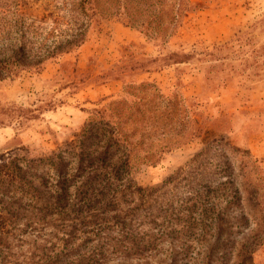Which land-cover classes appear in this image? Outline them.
Returning <instances> with one entry per match:
<instances>
[{
    "label": "rangeland",
    "instance_id": "obj_1",
    "mask_svg": "<svg viewBox=\"0 0 264 264\" xmlns=\"http://www.w3.org/2000/svg\"><path fill=\"white\" fill-rule=\"evenodd\" d=\"M92 1L0 80V264H264V0Z\"/></svg>",
    "mask_w": 264,
    "mask_h": 264
},
{
    "label": "trees",
    "instance_id": "obj_2",
    "mask_svg": "<svg viewBox=\"0 0 264 264\" xmlns=\"http://www.w3.org/2000/svg\"><path fill=\"white\" fill-rule=\"evenodd\" d=\"M72 3L66 22L56 18L54 26L45 28L37 22L46 21L53 12L39 19L22 10L19 0H0V80L23 72L40 73L50 61L85 44L91 27L99 23L96 8L92 0ZM16 117L27 118L24 113Z\"/></svg>",
    "mask_w": 264,
    "mask_h": 264
}]
</instances>
